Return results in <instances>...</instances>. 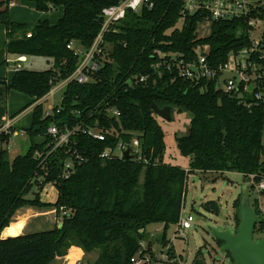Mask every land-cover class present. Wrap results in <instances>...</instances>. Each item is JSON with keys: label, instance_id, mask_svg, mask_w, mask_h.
I'll return each instance as SVG.
<instances>
[{"label": "trees", "instance_id": "1", "mask_svg": "<svg viewBox=\"0 0 264 264\" xmlns=\"http://www.w3.org/2000/svg\"><path fill=\"white\" fill-rule=\"evenodd\" d=\"M9 1H0L6 52L16 57L52 59L53 63L44 71L19 69L8 83L0 81L8 91L31 100L26 108L35 104L31 126L24 132L31 138H42L11 161L7 149H0V235L23 208L54 210L61 226L0 238V264H50L64 257L72 245L86 254L97 250L91 264H131L130 259L138 253L140 258L149 255L150 262L155 263L150 242L145 249L141 245L147 240L146 228L161 225L164 232L159 241H167L166 231L181 215L190 172H237L245 179L253 177L254 188L264 181V105L254 103L241 85L225 93L218 78L181 77L166 57L195 61V49L207 46L206 63L217 70L229 54L249 46L242 22L213 21L210 35L198 38L197 16L185 18L178 26L182 0H151V8L127 12L120 24L105 34V57L100 59L99 71L87 83L67 84L59 105L46 116L47 109L37 102L69 78L79 62V56L67 45L74 42L88 49L101 29L102 10L119 0H19L32 3L38 12L62 8L55 24L39 20L33 27L10 20ZM253 60L264 67V60ZM142 77L145 79L140 81ZM261 80L264 86V71ZM153 103L159 108L169 107L171 114L174 108L191 115L187 133L176 139L180 155L191 160L190 171L162 161L163 132L152 111ZM111 110L119 116H109ZM52 124L60 130L78 124L86 129L105 127L113 134L98 141L78 131L68 146L50 152L53 145L47 129ZM134 137L139 140L145 162L98 157L104 149L119 141L130 143ZM8 138L2 136L1 143ZM73 151L85 160L62 179L64 163ZM49 184L57 191L53 204L40 200V192ZM32 186L37 191L33 198H26ZM238 202L240 205V198L234 206ZM203 207L216 215L219 212L214 201ZM258 225L259 230L264 228L263 223ZM215 243L219 248L222 245L220 240L215 239ZM172 252L170 247L167 254ZM200 255L191 264H204ZM226 255L231 259L228 252Z\"/></svg>", "mask_w": 264, "mask_h": 264}, {"label": "rangeland", "instance_id": "2", "mask_svg": "<svg viewBox=\"0 0 264 264\" xmlns=\"http://www.w3.org/2000/svg\"><path fill=\"white\" fill-rule=\"evenodd\" d=\"M8 13L11 21L24 23L29 27H33L39 20H48L50 24H55L61 18L62 8L50 10L46 13L38 12L32 3L10 0L8 3ZM5 31V27L0 24V47L5 42ZM210 32V23L202 21L198 24L196 29L198 38L208 37ZM260 33V30H256L253 38L259 39ZM237 34H239V31H237ZM4 61L5 59L0 62V68L3 71L6 69ZM7 62L10 61L7 60ZM52 63V59L30 57L29 61L24 63V69L44 71L51 68ZM15 66L14 64L7 65L10 69H14ZM231 76L232 73L224 72L218 80L219 87L223 88V80ZM61 84L62 82L55 85L56 88L53 87L56 89L54 96H48L47 100L43 101L42 104L45 109H49L48 106L51 105H59L64 90L63 87L61 88ZM21 98L24 100L22 105L20 103ZM27 105L28 100L23 96H19V100L15 102L11 101L10 103L11 110L18 108L16 113L24 109L19 116L17 125H15L16 129L26 130L31 126V114L27 111ZM10 116L12 117L13 115ZM155 117L163 132L165 150L162 161L171 166H178L186 172L190 171L191 160L189 157L180 155L176 139L187 133L191 115L185 111L177 112L173 108L170 121L162 120L158 116ZM23 139L24 143L21 141V138L11 139L10 147L8 146L9 161L17 155L25 154L31 142L38 143L42 140L41 137L31 138L29 136H24ZM20 142L24 145L23 150L15 152V147ZM36 191L37 188L32 186L25 197L29 199L33 198ZM259 192L256 187L254 188V184L252 187L251 177L245 179L242 174L237 172H224L222 174L214 172L202 173L199 171L190 172L186 179V192L181 216L184 218L191 216L193 218L191 228L186 230L184 239H178L174 238L175 225L170 226L166 231L167 241L163 242V244L159 241L164 232L162 226L159 224L149 225L146 228L144 237L147 239L145 244L147 245L150 242L152 245V251L156 259L154 260L155 263L151 264H167L175 257L180 260L181 264H191L199 252H201L200 256L204 264H230L231 259L216 245L213 231L228 229L230 232L235 233L239 225V222H237V218H239V202L238 206H234V202L239 198H247L250 209L256 214L255 217L257 218V224L254 228V239L264 238V228L260 230L256 228L260 222L264 225V193ZM56 198L57 191L51 184L47 185L40 192V200L42 202L53 204ZM210 201L217 203L219 208L217 215L204 209L203 204ZM40 211L43 214L30 220L26 234L41 233L61 226V220L58 219L55 211L54 213H44L49 212L48 210ZM170 247H173V252L172 254H167ZM96 258L97 250L86 254L79 246L72 245L64 257L57 258L50 264H91ZM159 261L163 262L160 263Z\"/></svg>", "mask_w": 264, "mask_h": 264}, {"label": "built area", "instance_id": "3", "mask_svg": "<svg viewBox=\"0 0 264 264\" xmlns=\"http://www.w3.org/2000/svg\"><path fill=\"white\" fill-rule=\"evenodd\" d=\"M153 3L151 0H119L117 4L106 7L101 12L102 26L99 33L94 38L92 45L88 49H82L76 43L70 42L67 49L72 50L75 55L79 56V62L73 74L62 82L61 88H65L70 82L78 84L87 83L91 80V76L99 71L101 67L100 59L105 57V34L112 28L119 25L125 18L127 12L139 13L143 8H151ZM264 0H182V8L180 11L179 25L189 16H197L200 22L206 21L211 23L213 21H238L246 28L249 46L241 49L236 54H229L225 64L219 66L217 70L212 69L206 63V56L208 47L196 48L197 60L185 62L183 59H176L174 55L166 56L171 61V67L175 66L179 71L181 77L199 80H211L219 78L224 72L232 73V76L223 80L224 87L221 88L225 93H231L239 89L241 85L243 90L250 93V98L254 103L264 105V86L262 85L261 75L264 67L261 68L253 60L257 58L264 60ZM256 30H260L259 39H254L253 35ZM30 34H27L29 37ZM77 45V46H76ZM159 56L164 57L162 54ZM25 62V58H17L15 63V71L21 69L20 63ZM170 69V66L167 68ZM145 78H140L143 81ZM219 85V84H218ZM252 90L249 91V87ZM55 87V86H54ZM56 88V87H55ZM52 88L46 95L52 96L56 89ZM45 97V98H46ZM251 104L249 103L248 106ZM52 108L47 109L46 116L52 115ZM59 112V111H57ZM112 117H118L119 113L116 110L108 112ZM81 131L87 134L94 140L104 141L108 135L113 134L112 130L108 128H83L82 125L64 126L60 130L56 125L52 124L47 129V135L51 138V145L53 148L50 152L57 148L68 146L71 138ZM11 126L10 122H6L0 127V145L2 136H10ZM23 135V133H21ZM26 133L24 132V136ZM129 150V159L135 161L143 160L141 156V148L138 138L134 137L130 143L119 141L114 147L104 149L100 154L101 160H125L124 152ZM38 157H41L39 154ZM85 159L77 154L76 151L71 153L70 158L64 163L62 179H67L75 167L81 164ZM145 162V160H143ZM253 179V177H251ZM54 186V184H51ZM258 191L264 190V181L255 185ZM45 189V188H44ZM43 189V190H44ZM62 211V215L65 212ZM193 218L188 216L186 218L180 215L178 222L175 225L174 238L184 239L186 230L191 228ZM142 242V248L145 249L147 245ZM131 264H151L149 255L144 258L139 257V253L130 259ZM167 264H181L180 260L175 257Z\"/></svg>", "mask_w": 264, "mask_h": 264}, {"label": "crops", "instance_id": "4", "mask_svg": "<svg viewBox=\"0 0 264 264\" xmlns=\"http://www.w3.org/2000/svg\"><path fill=\"white\" fill-rule=\"evenodd\" d=\"M3 1V0H0ZM34 6V5H33ZM5 42H6V31H5ZM4 42V43H5ZM4 43L3 45H1L0 47V62L5 59L4 61V65L6 67V69H4V71L0 68V81H3L5 83H8L11 79L12 76L15 73V68L14 69H10L9 67H7L8 64H14V61L17 58H25V62L29 61L30 57H16V56H12L9 55L6 52V49L4 48ZM4 57V58H2ZM7 60H9L10 62H7ZM22 62L20 63L21 65V69H24V63ZM55 94V93H54ZM53 94V96H54ZM19 96H23L28 100V103L31 101L27 96L20 94L16 91L13 90H7L6 89V85L3 84L2 82H0V127L2 125H4L6 122H10V126H11V135L9 136L8 140L3 144L1 143L0 145V149L1 148H6L8 150V146L10 147V143H11V139L12 138H21L22 142L24 143V130L23 129H16L15 125H17V122L19 120V116L20 114L24 111H17L18 108H15L13 110H11L10 108V103L15 102L17 100H19ZM48 97L44 98L41 101H38L37 103H43V101H46ZM21 105L24 103V100L21 98L20 100ZM35 105V104H34ZM34 105L30 106L27 108V111L29 114H31V118H32V109L34 107ZM49 109L54 107L53 105L48 106ZM14 113V114H13ZM10 115H13L12 117ZM21 133H23V135H21ZM27 136V135H25ZM23 144L20 142L18 143V145L15 147V152H20L23 150ZM9 153V150H8ZM9 156V154H8ZM44 213H54V210H49V212H44ZM43 214L40 210H36V209H29V208H23L21 210H19L16 214V217L14 218L13 222L7 227L5 228L1 235L0 238L1 239H5V238H9V237H16L19 235H24L26 234V231L28 229L29 226V222L32 218L37 217L38 215Z\"/></svg>", "mask_w": 264, "mask_h": 264}, {"label": "water", "instance_id": "5", "mask_svg": "<svg viewBox=\"0 0 264 264\" xmlns=\"http://www.w3.org/2000/svg\"><path fill=\"white\" fill-rule=\"evenodd\" d=\"M264 11V7L262 8ZM252 87H249V91ZM153 113L165 121H170L171 112L169 107L159 108L152 104ZM109 116H111L109 114ZM125 159H129V150L124 152ZM257 218L250 209L249 200L240 198L239 225L235 233L226 229L213 231V238L220 240V249L229 253L232 259L230 264H264V238L254 239V228Z\"/></svg>", "mask_w": 264, "mask_h": 264}]
</instances>
